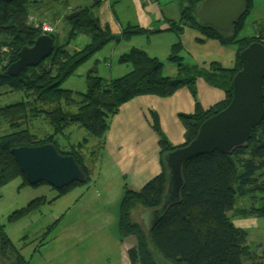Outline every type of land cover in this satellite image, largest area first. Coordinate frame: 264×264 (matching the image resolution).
Wrapping results in <instances>:
<instances>
[{
    "label": "trees",
    "instance_id": "trees-1",
    "mask_svg": "<svg viewBox=\"0 0 264 264\" xmlns=\"http://www.w3.org/2000/svg\"><path fill=\"white\" fill-rule=\"evenodd\" d=\"M32 2L0 0V87L22 91L25 96L22 101L0 108V122L6 121L16 130L0 137V189L19 176L23 185H31L11 153L12 148L50 142L60 153L73 155L88 176L85 184L90 182L96 163L102 157L111 119L122 104L140 95L168 97L187 86L195 96L196 110L180 114L186 129L185 142L179 145L171 143L161 128L157 112H154L152 127L160 137L163 171L139 190L127 188L121 199L119 233L124 239H135L128 250L129 260L131 264H263L262 256L253 249L247 229L238 226L235 219L264 217V120L254 128L251 138L232 152L215 150L188 160L183 166L185 182L180 200L167 207L151 233L146 231L141 219L136 218L140 209L157 208L163 203L168 180L165 153L189 144L206 119L230 104L233 77L242 68L240 52L252 42L264 43V30L250 36H239L252 12L253 0H248L246 12L236 23L235 30L229 33L202 24L197 12L203 0H186L182 5L181 21H169V30L178 33L183 29L182 22L199 30L204 35L197 38L200 43L217 39L225 45L236 44L238 50L232 67H224L217 61L211 62L210 69L192 67L183 62L181 53H177L182 49V42H177L168 56L177 72L168 75L164 72V61L151 56L144 48L132 46L119 59L132 65L130 71L108 78L92 70L87 75L88 88L85 91L65 88L62 84L110 41H128L135 35L160 30L130 24L116 35L109 24H103L95 15L92 6L78 7L79 15L72 19L73 28L66 41L62 44L55 42L53 53L39 65L12 76L7 69L18 60L21 49L32 45L38 36L46 33L42 23L30 22ZM48 34L55 40L53 31ZM80 34H88L90 42L72 52L69 46ZM200 79L222 89L224 98L205 108L197 97L196 86ZM38 117L47 120L52 133L38 135L28 128L19 129ZM72 124L85 128L97 137V142L89 146L86 138L64 148L59 136ZM40 184L48 183L32 186ZM79 184L82 183L75 182L58 189L57 198L65 196ZM241 198L248 202L238 207L237 201ZM46 200L45 196L31 200L17 209L11 219L30 213ZM60 220L48 228L49 232ZM0 234V257L9 260V264H30V257L26 258L4 230V225L0 226ZM43 241L34 252L39 250Z\"/></svg>",
    "mask_w": 264,
    "mask_h": 264
},
{
    "label": "rangeland",
    "instance_id": "rangeland-1",
    "mask_svg": "<svg viewBox=\"0 0 264 264\" xmlns=\"http://www.w3.org/2000/svg\"><path fill=\"white\" fill-rule=\"evenodd\" d=\"M30 5V22L48 24L53 27L55 35V42L62 44L73 28L72 19L68 20L67 16L78 7L92 6L95 15L100 17L103 24H109L113 33L120 35L123 27L128 24H139L144 26L140 14L141 10L150 8L149 16L155 17L158 13L167 19L173 18L181 21L182 5L186 0H144L143 3L138 4L137 0H32ZM100 1L98 4L97 2ZM252 12L247 16L245 27L239 32V36H250L257 31L264 30V0H253ZM155 10V11H154ZM142 23V24H141ZM180 23V22H179ZM183 24V29L174 32L171 30L154 31L146 34L135 35L131 40H113L110 41L105 47L96 53L93 57L83 63L78 70L72 74L62 86L71 88L75 91H85L88 88L87 75L91 71L99 67L101 75L110 78V64L119 66L129 63H122L119 61L120 52L123 48L130 49L132 46L144 48L151 56L164 57L165 49L161 47L162 44L174 41L176 43L182 41V49L178 50V54L183 55V62L190 66L200 67L206 66L210 69L211 61H217L224 67H232L236 58L238 46L236 44H223L219 40L210 41L207 44L200 43L198 37H203V33L190 27L189 24ZM164 25L159 22H154L151 29L161 30ZM90 42L88 34H80L76 40L69 46L73 51L82 49L87 43ZM174 46V44L172 45ZM171 46V47H172ZM167 57V56H166ZM119 58V59H118ZM107 60V68L104 69L100 66L99 60ZM118 59V61H117ZM164 59V60H163ZM165 61V73L175 75V71L170 70L168 65L174 64L163 58ZM175 65V64H174ZM176 68V66H175ZM113 76L119 77L118 70L115 69ZM166 75V74H165ZM25 99L22 91H11L8 86L0 87V108L7 104L16 103ZM28 128L33 133L44 135L45 133H52V127L42 117L33 119L28 124L23 125L19 129ZM18 129V130H19ZM16 131L12 129L10 124L6 121L0 122V137ZM157 133V132H156ZM159 136V135H158ZM88 138L89 146H93L97 142V137L88 132L85 128L79 127L77 124L68 126L65 133L59 136V142L62 146L69 147L71 144H77ZM161 148V147H160ZM100 161H97L96 167ZM87 184L82 183L72 188L71 195L58 197V189L49 184H40L38 186L23 185L21 176L9 180L0 189V226L4 225V230L21 248L22 253L29 259L34 248L44 239L43 243L50 240L47 246H50L52 252L61 253L59 257L50 263L51 264H79L84 260L85 264H106L112 249H108V245L98 243L99 240H106L108 243L114 237L113 231L100 233V236H88L84 242L70 243L69 250L64 247L69 239V230H56L55 228L49 232L48 228L55 222L65 219L68 225L76 222L74 218H66V214L70 208L77 206V203L82 199L84 193L87 191ZM70 192L68 194H70ZM47 198L46 201L30 213L14 220L11 215L23 206H26L31 200L43 197ZM248 200L241 198L237 201L238 207L247 205ZM99 208V207H98ZM143 210L140 209L136 213V218H140L139 214ZM109 216H103L98 212L95 220H86L90 226L104 222L112 229L115 226L116 235L118 232L119 222V207L111 205ZM141 219V218H140ZM142 221V220H141ZM59 223V222H58ZM143 223V222H142ZM249 233V240L252 242L254 250L262 256L261 260L264 264V217H256L250 223L244 226ZM49 233V234H48ZM45 237V238H44ZM130 240V239H126ZM133 244L135 239H132ZM129 243V241H127ZM83 243V244H82ZM86 246V247H84ZM0 264H9V260L0 257Z\"/></svg>",
    "mask_w": 264,
    "mask_h": 264
},
{
    "label": "crops",
    "instance_id": "crops-1",
    "mask_svg": "<svg viewBox=\"0 0 264 264\" xmlns=\"http://www.w3.org/2000/svg\"><path fill=\"white\" fill-rule=\"evenodd\" d=\"M137 1L139 5L141 1L143 3L146 2L144 0ZM146 11L149 13L150 8L148 7L146 10H141L140 12L142 16L140 18H142L143 24H145L143 27L151 29L154 22L160 21L164 25L160 31L169 30V21H173V18L167 19L162 17L160 13L152 17L146 14ZM174 21H178V19ZM210 41H216V39H209L203 43L207 44ZM173 42L170 41V43L161 45L165 49V58H168L172 49L171 46L180 42V40L176 43ZM129 50L128 48H123L120 56ZM164 57H161V59ZM106 61L105 59L103 61L99 60L100 66L102 65L104 69L108 66L105 64ZM109 66L110 77H115L113 76L115 69L118 70V74H125L131 70L128 64L127 66L123 64L119 66L110 64ZM206 66L200 65V67ZM168 68H174L170 70L172 72L177 69L174 64L168 65ZM95 71L100 74L99 67ZM166 74L171 75L170 73ZM196 90L197 97L205 108L210 107L225 96V92L222 89L214 87L204 79L199 80ZM195 110L196 99L190 87L187 86L179 88L168 97L140 95L121 105L119 112L111 119L102 157L90 182L86 183L87 191L84 193L82 199L78 201L77 206L70 208L66 214V218L75 217L76 222L68 225V223L64 222V219L55 227L56 229L59 226L56 229L58 231L69 230V239L64 247L66 250L71 248V246H68V242H84L92 233L91 236L98 239L100 233L113 231L114 237L108 243L104 239L98 241V243L103 242V245L107 244L109 250L112 249L110 255H107L108 260L106 264H131L128 250L133 245V241L131 239L127 240L129 241L128 243L120 235L119 225L116 235L115 226L111 229L104 222L90 226L86 220H95L98 212L103 216H109L111 214V205L118 206L120 214V203L126 189L139 190L149 180L158 176L163 171L160 137L152 127L154 112H157L159 116L161 128L167 139L171 143L179 145L186 140V129L180 114L194 113ZM71 193L66 195L70 196ZM254 218L256 217H238L235 219V223L240 227H244L250 224ZM49 242L50 240H46L37 252H34V248L30 256V264H51L50 261L52 262L54 258L56 259L60 256L61 253L52 252L50 246H47ZM85 263L84 258L83 261L79 262V264Z\"/></svg>",
    "mask_w": 264,
    "mask_h": 264
},
{
    "label": "water",
    "instance_id": "water-1",
    "mask_svg": "<svg viewBox=\"0 0 264 264\" xmlns=\"http://www.w3.org/2000/svg\"><path fill=\"white\" fill-rule=\"evenodd\" d=\"M247 6L248 0H203L197 15L205 27L229 33L235 30ZM78 15L79 12L74 11L67 19ZM54 47L55 40L50 34L38 36L32 45L21 49L18 60L8 67V73L17 76L26 68L39 65L53 53ZM240 60L242 68L233 77L230 104L206 119L189 144L165 153L168 180L163 203L157 208L144 209L139 214L148 233L153 231L167 207L180 200L185 182L183 166L188 160L215 150L232 152L243 146L251 138L254 128L264 120V43H250L240 52ZM11 153L31 185L47 182L56 189H62L88 180L75 157L60 153L52 142L14 147Z\"/></svg>",
    "mask_w": 264,
    "mask_h": 264
},
{
    "label": "built area",
    "instance_id": "built-area-1",
    "mask_svg": "<svg viewBox=\"0 0 264 264\" xmlns=\"http://www.w3.org/2000/svg\"><path fill=\"white\" fill-rule=\"evenodd\" d=\"M42 28L46 33H51L54 30L53 27L48 24H44Z\"/></svg>",
    "mask_w": 264,
    "mask_h": 264
}]
</instances>
